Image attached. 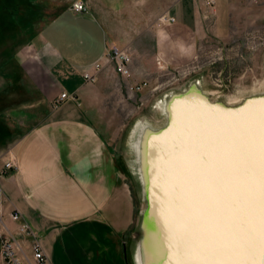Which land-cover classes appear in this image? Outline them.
<instances>
[{"label":"crops","instance_id":"obj_1","mask_svg":"<svg viewBox=\"0 0 264 264\" xmlns=\"http://www.w3.org/2000/svg\"><path fill=\"white\" fill-rule=\"evenodd\" d=\"M32 1L51 16L33 38L31 25L21 28L30 36L25 44L33 53L16 65L5 62L13 65L14 73L2 74L6 85L12 77L19 76L21 85L26 80L36 95L32 94L31 105L13 109L12 115L20 116L18 123L7 124L0 132V237L22 242L18 225L25 222L37 235L49 264H126L130 244L121 234L133 224V210L118 188L115 152L104 144L103 129L92 115L109 91L111 65L104 57L111 48L128 53L137 84L145 81L146 58L150 70L155 65L172 70L187 66L205 33V18L199 12L205 4L202 0ZM74 2L85 5L86 11L73 13ZM163 18L174 22L152 28ZM217 22L209 29L216 38L221 36ZM97 63L102 68L95 81L86 83L83 74L92 72ZM61 93L75 100L57 104ZM9 156L15 169L3 170ZM146 195L151 210L155 203ZM11 213L20 215V223L10 219Z\"/></svg>","mask_w":264,"mask_h":264},{"label":"rangeland","instance_id":"obj_2","mask_svg":"<svg viewBox=\"0 0 264 264\" xmlns=\"http://www.w3.org/2000/svg\"><path fill=\"white\" fill-rule=\"evenodd\" d=\"M34 3L35 1L27 0L25 7L31 8L29 11L27 9L20 11L22 16L20 20L24 22V27L31 25V38L35 37L51 16L48 11L35 7ZM199 12L200 16L205 18L203 23L205 33L197 42L198 50L191 63L175 70L160 69L156 65L150 70V59L146 58L143 62L144 65L146 64L147 73H145L144 82L147 83V86L135 92L129 91V88L137 84L136 79L131 76L130 78L119 77L113 71V65L110 64L112 76L108 80V94L101 98L99 103H96L100 109L92 111V115L97 118V123L103 129L104 144H107L108 148L115 152V164L118 166V188L128 197L131 210H133V224L121 234L124 242L130 244L127 257L129 264H133L143 237L141 236L142 229L144 227L146 229L153 221V215L161 198L162 176L156 170L153 174L152 184L145 185L140 176L144 161L135 150L136 143L145 140L151 130L159 133L165 132L172 119L168 107L170 103L177 104L176 95L179 96L187 92L194 93L196 89L211 102L232 109L239 108L247 102L248 107L252 108V102L249 101L264 98V0H223L221 4L215 3L212 7L200 6ZM218 17H220L221 23H219ZM216 21H218L216 28L221 31V36L218 38L209 34L210 27ZM162 23L163 19H158L152 28H156ZM9 28V31H6V37L0 42V61H2L0 64V113L2 114L0 115V132L8 127L7 124L14 127V124L18 123L20 116H13V109L17 110L31 105L32 94L36 95V91L23 77L25 82L22 85L17 83L19 76L7 79L10 84H4L6 79L2 74L11 73L13 65H16L20 60H25L27 55L33 53V48L25 44L30 36H25L18 26ZM19 47L21 50H18ZM2 51H8L7 53L11 57L7 58L8 54H2ZM8 61L13 62V65L5 64ZM14 69L17 70V67L15 66ZM94 91L95 89L92 88L91 93L94 94ZM191 99L197 101L193 96ZM229 99L230 102L232 100L231 104ZM197 103L206 111V106L199 101ZM206 112H211L208 115L211 116L216 128L220 131L232 130L231 135H233L237 129H241L240 113L231 119L226 116L219 117L216 111ZM256 116L252 120L253 125H250L249 128L253 127L252 129H254L255 126L262 123V119L259 122ZM253 132L257 133L256 130ZM237 138L239 143L241 140L242 144L241 131ZM226 143L225 147L226 145L229 147V144ZM206 151V149L196 151L198 158H206ZM232 153L235 155L234 150ZM178 154V152L171 153L169 151L166 159L173 156L178 157ZM205 158H203L205 162L197 161L199 170V178H197L199 180L194 183L200 192L202 203L205 204L204 218L206 219L201 218V222L204 227L208 224L210 236H206L207 239L201 245L195 263L245 264L247 259L245 249L249 246L245 178L243 177L241 180L243 174L235 173L230 167V162L233 159L236 160V156H233V159L228 161L229 163H219L214 159L209 165L207 163L209 161H206ZM162 159L163 155L156 153L158 164ZM218 167L223 171L226 170V175L222 174ZM210 171L212 172L210 173ZM175 172L178 179L181 180L183 170L177 169ZM188 172L191 181L187 182V190L182 188L180 196L191 204L197 199L195 198L197 190L195 191L192 187L196 174L189 168ZM213 179H215V183ZM215 185L223 190L220 192L219 198L216 196ZM239 185L241 188L238 187ZM146 194H149L152 205L155 203L151 210L147 209L148 197ZM195 203L198 202L195 201ZM219 203L224 204V208ZM191 205L187 206L190 210L194 208V205ZM168 219L167 224L174 228L172 225L174 217L170 215ZM225 223L232 225L233 234L224 231ZM243 226L245 228L242 229ZM157 233L155 244L162 241L161 234ZM167 234L169 235V233ZM235 236L239 238V242L245 238L246 244L239 247L240 244H237ZM168 237L165 236V240L170 241V237H172L171 241L174 239L171 234ZM20 244L27 251L26 243L22 241ZM27 256H29L28 252Z\"/></svg>","mask_w":264,"mask_h":264},{"label":"bare ground","instance_id":"obj_3","mask_svg":"<svg viewBox=\"0 0 264 264\" xmlns=\"http://www.w3.org/2000/svg\"><path fill=\"white\" fill-rule=\"evenodd\" d=\"M175 100L177 104L170 103L168 107L172 119L165 132L159 133L151 130L145 140L137 142L135 145L137 154L144 161L140 176L145 185L152 184L153 174L156 170L162 176L159 206L153 215V221L145 229L137 249L135 256L137 264H197L195 263L196 257L199 255L198 252L202 247L201 245L210 236V228L208 224L205 228L204 224H202L203 222H201V218L206 219L204 218L206 212L204 209L205 204L202 203V199L199 196L200 192L194 182L199 180L197 161L205 162L203 159L205 157L198 158L196 151L207 150L205 159L209 161L207 162L208 165L214 159L216 162L225 163L230 162L233 156H236L237 159L235 161L240 163L243 158L241 153L240 155H232V148H242L241 140L239 143L237 138L241 131L239 127V130L237 129L233 135H231L232 130L220 131L216 128L215 122L210 115H206V117L200 116V105L197 101L188 98L186 93H182L179 96L176 95ZM263 102L264 98H257L252 101L251 106L254 107V105L256 106ZM225 143L229 144V147L228 145L225 147ZM169 151L171 153L178 152L179 156H173L167 160L166 156ZM156 153L163 155L160 164L156 161ZM188 168L196 174V176L194 175L196 178L194 177V185L192 187H194L195 191L197 190L195 196L197 199L195 201L198 203H195V201L194 203L191 202L194 205L191 210L190 208L188 209L191 204L180 196L182 188L183 190L186 189L187 182L191 181ZM177 169L183 170L182 175L184 177L182 176L181 180L176 175L175 171ZM220 170L222 174L226 173V170ZM243 172L241 174L244 177ZM215 179H213L214 183ZM215 189L217 190L216 196L219 198L220 192L223 190L220 187H216V185ZM219 205L224 208V204L219 203ZM170 215L175 219L172 223L174 228L167 224ZM225 225L224 231L233 234L232 225L230 223H225ZM156 233L162 236L161 244L159 240V244H155ZM167 233L173 236L174 241H171L172 237H170V241L165 240V236H169ZM203 261H206V259H203Z\"/></svg>","mask_w":264,"mask_h":264},{"label":"water","instance_id":"obj_4","mask_svg":"<svg viewBox=\"0 0 264 264\" xmlns=\"http://www.w3.org/2000/svg\"><path fill=\"white\" fill-rule=\"evenodd\" d=\"M187 93L186 96L188 98L193 96L202 105L206 106V111H216L219 117L226 116L231 118L235 117L237 113H240L243 149L241 147H235L232 148V150H234L235 154L237 155L240 153L243 154V158L240 163H237L235 159L234 161H231L230 167L237 174H241L242 171H244L249 244L254 245V250L251 254L256 257L257 264H259L258 253L261 239L262 199H264V175H262V172H264V145H262L261 128L262 124H264V121H262V123H260L258 126H255L254 129H252L253 127L249 128V126L253 125L252 120L255 119L256 115L258 121L261 119L262 115H264V102L261 103L263 105H254L252 108L248 107L249 104H247V102L244 105H241L239 108L232 109L222 107L211 102L210 99L203 96L196 89L194 93ZM199 111L200 116L202 117H206V115L211 113H207L202 108H200ZM254 130H256L257 133L253 132ZM242 179L243 176L241 177V180ZM238 187L241 188L240 185ZM243 228H245V226H243L242 229ZM144 233L145 227L142 229L141 236H143ZM235 237L237 244H240L239 247H243L246 244L245 238L239 242V238L237 236ZM135 262V259H133V264Z\"/></svg>","mask_w":264,"mask_h":264},{"label":"built area","instance_id":"obj_5","mask_svg":"<svg viewBox=\"0 0 264 264\" xmlns=\"http://www.w3.org/2000/svg\"><path fill=\"white\" fill-rule=\"evenodd\" d=\"M204 4L209 7L214 6L215 1L213 0H202ZM71 11L74 13H84L86 11L85 5L80 2H74L71 7ZM174 22L173 18H163V22ZM106 63L112 64L115 73L122 78H130L131 76V58L128 53L117 48H111L104 57ZM102 68V64L97 63L93 66L92 72H87L83 74V79L86 83H91L95 81V75ZM147 86L146 82H140L131 86L129 91H140ZM74 101L75 98L69 97L65 93H61V96L57 99V104L62 103L67 100ZM3 170L15 169L13 158L8 157L6 161L2 163ZM1 209V205H0ZM10 219L14 223H20V215L17 213H11ZM18 236L25 240V247L20 244V240L15 239V237H0V258L1 264H49L47 258L44 256L41 242L37 235L28 227L25 222L18 225ZM20 241V242H19Z\"/></svg>","mask_w":264,"mask_h":264},{"label":"trees","instance_id":"obj_6","mask_svg":"<svg viewBox=\"0 0 264 264\" xmlns=\"http://www.w3.org/2000/svg\"><path fill=\"white\" fill-rule=\"evenodd\" d=\"M26 4L27 0H0V42L6 37V30H9L10 26H18L19 29L24 27V22L20 20L22 17L20 11L22 9L29 11L31 7H25Z\"/></svg>","mask_w":264,"mask_h":264},{"label":"snow or ice","instance_id":"obj_7","mask_svg":"<svg viewBox=\"0 0 264 264\" xmlns=\"http://www.w3.org/2000/svg\"><path fill=\"white\" fill-rule=\"evenodd\" d=\"M262 121H264V115L261 117ZM262 133V145H264V124H262L261 128ZM264 175V172H262ZM254 250V245L249 244L248 248L245 249V253L247 255V259L245 260V264H257L256 257L252 255V251ZM259 264H264V199H262V219H261V239L259 244Z\"/></svg>","mask_w":264,"mask_h":264},{"label":"flooded vegetation","instance_id":"obj_8","mask_svg":"<svg viewBox=\"0 0 264 264\" xmlns=\"http://www.w3.org/2000/svg\"><path fill=\"white\" fill-rule=\"evenodd\" d=\"M126 264H129L128 262Z\"/></svg>","mask_w":264,"mask_h":264}]
</instances>
